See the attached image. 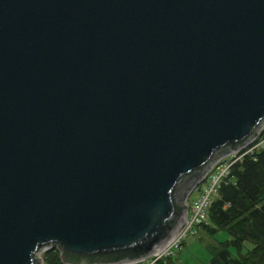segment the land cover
Instances as JSON below:
<instances>
[{
	"label": "water",
	"instance_id": "water-1",
	"mask_svg": "<svg viewBox=\"0 0 264 264\" xmlns=\"http://www.w3.org/2000/svg\"><path fill=\"white\" fill-rule=\"evenodd\" d=\"M263 128L264 0H0V264L149 258Z\"/></svg>",
	"mask_w": 264,
	"mask_h": 264
},
{
	"label": "trees",
	"instance_id": "trees-1",
	"mask_svg": "<svg viewBox=\"0 0 264 264\" xmlns=\"http://www.w3.org/2000/svg\"><path fill=\"white\" fill-rule=\"evenodd\" d=\"M198 230L209 234L225 230L230 237L211 250L209 264H264V147L232 165ZM60 250L46 251L45 264L115 262L127 256L120 252L83 258ZM153 264L176 263L170 255Z\"/></svg>",
	"mask_w": 264,
	"mask_h": 264
},
{
	"label": "built area",
	"instance_id": "built-area-1",
	"mask_svg": "<svg viewBox=\"0 0 264 264\" xmlns=\"http://www.w3.org/2000/svg\"><path fill=\"white\" fill-rule=\"evenodd\" d=\"M262 147H264V128L251 142L239 150L231 152L227 156L221 157L215 161L207 170L205 175L192 188L194 190L202 184L201 188H199L200 193L198 197L192 200V202L189 204V197L187 199L186 196V199L184 200V223L176 236L170 241L171 244L169 247L165 250H160L159 252L151 255L149 258L140 260L135 264H153L160 258L172 255L173 249L178 248L189 234H194L196 232L199 224L206 221L208 207L213 198L218 194L220 185L228 179L232 165L245 155L255 154ZM179 233L180 235L177 237ZM51 248L60 251L57 246H51L48 249ZM46 250L39 254V258L42 257V254Z\"/></svg>",
	"mask_w": 264,
	"mask_h": 264
},
{
	"label": "rangeland",
	"instance_id": "rangeland-1",
	"mask_svg": "<svg viewBox=\"0 0 264 264\" xmlns=\"http://www.w3.org/2000/svg\"><path fill=\"white\" fill-rule=\"evenodd\" d=\"M201 186L202 184L194 190L192 187L191 191H188V193L185 195L184 200L186 199V196L187 199L189 197L188 202L190 204L192 200L198 197L200 193L199 188H201ZM179 235L180 233L177 235V237ZM229 238L230 237L225 230H219L214 234H209L203 230H198L194 234H189L178 248L173 249V261L176 264H209V260L212 255L211 250L218 246L219 243L225 242ZM48 250L53 249L51 248ZM46 251L40 258L41 264H45L44 257Z\"/></svg>",
	"mask_w": 264,
	"mask_h": 264
},
{
	"label": "bare ground",
	"instance_id": "bare-ground-1",
	"mask_svg": "<svg viewBox=\"0 0 264 264\" xmlns=\"http://www.w3.org/2000/svg\"><path fill=\"white\" fill-rule=\"evenodd\" d=\"M262 148H263V147H262ZM262 148H261V149H262ZM259 150H260V149H259ZM259 150H258V151H259ZM228 154H229V153H227V154H225V155H223V156H221V157H225V156H227ZM221 157H220V158H221ZM175 236H176V235H175ZM175 236H173L170 240H168V241H167V242H166V243L160 248V250L162 251V250H165L166 248H168L169 245L171 244L170 241H171ZM160 250H159V251H160ZM159 251H157V252H159ZM157 252H155V253H157ZM40 253H41V252H40ZM42 255H43V254H42Z\"/></svg>",
	"mask_w": 264,
	"mask_h": 264
}]
</instances>
